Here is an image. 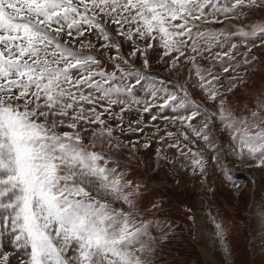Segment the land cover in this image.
I'll list each match as a JSON object with an SVG mask.
<instances>
[{
	"label": "snow or ice",
	"instance_id": "1",
	"mask_svg": "<svg viewBox=\"0 0 264 264\" xmlns=\"http://www.w3.org/2000/svg\"><path fill=\"white\" fill-rule=\"evenodd\" d=\"M258 52L264 0H0V264H157L174 223L133 160L221 174L264 232L222 159L264 172V90L229 107Z\"/></svg>",
	"mask_w": 264,
	"mask_h": 264
},
{
	"label": "rangeland",
	"instance_id": "2",
	"mask_svg": "<svg viewBox=\"0 0 264 264\" xmlns=\"http://www.w3.org/2000/svg\"><path fill=\"white\" fill-rule=\"evenodd\" d=\"M254 51H258L254 49ZM264 58V52H258ZM250 83L241 86L230 96L229 107L240 111L251 106V96L264 90V64H257L246 73ZM152 151H155L153 147ZM174 151V150H173ZM143 158V150L138 154ZM224 167L233 174L241 188L250 189L248 199L259 205L264 198V172L244 165L231 164V157H222ZM209 175L213 190L202 188L198 181L183 173L174 174L167 167H151L135 160L130 164L129 178L142 186L141 209L159 203L151 214L161 220L174 223L172 239L157 255V264H224V249L214 238L215 219L227 230V246L231 249L228 264H264V232L258 231L254 221L252 204L234 196L236 189L220 178ZM195 210V222L187 219V209Z\"/></svg>",
	"mask_w": 264,
	"mask_h": 264
}]
</instances>
